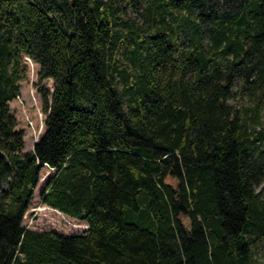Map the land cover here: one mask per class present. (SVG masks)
Instances as JSON below:
<instances>
[{
    "label": "trees",
    "instance_id": "1",
    "mask_svg": "<svg viewBox=\"0 0 264 264\" xmlns=\"http://www.w3.org/2000/svg\"><path fill=\"white\" fill-rule=\"evenodd\" d=\"M36 63L31 150L8 103ZM39 201L83 234L22 225ZM264 0H0V264H254Z\"/></svg>",
    "mask_w": 264,
    "mask_h": 264
},
{
    "label": "rangeland",
    "instance_id": "2",
    "mask_svg": "<svg viewBox=\"0 0 264 264\" xmlns=\"http://www.w3.org/2000/svg\"><path fill=\"white\" fill-rule=\"evenodd\" d=\"M25 74L19 82L18 98L12 99L8 105L12 115L16 118L17 128L24 133V149L31 150L33 144L44 131L43 121L45 113L42 110L41 91H52V80H37L38 67L36 63L23 56ZM53 170L44 167L40 172V179L34 189L28 210L22 217V225L33 230H54L64 235L83 234L86 226L79 220H73L66 215L46 207L39 201L40 193L45 182L52 176ZM254 264H264V253L256 256Z\"/></svg>",
    "mask_w": 264,
    "mask_h": 264
},
{
    "label": "crops",
    "instance_id": "3",
    "mask_svg": "<svg viewBox=\"0 0 264 264\" xmlns=\"http://www.w3.org/2000/svg\"><path fill=\"white\" fill-rule=\"evenodd\" d=\"M50 170H53L52 168H49ZM54 210V209H53ZM54 211H56V212H58V213H60L59 211H57V210H54ZM69 218H71V217H69ZM73 220H76V219H74V218H72ZM81 222H83V221H81ZM84 223V222H83ZM85 224V223H84ZM85 226H86V224H85ZM87 229V226H86V228H85V230Z\"/></svg>",
    "mask_w": 264,
    "mask_h": 264
},
{
    "label": "built area",
    "instance_id": "4",
    "mask_svg": "<svg viewBox=\"0 0 264 264\" xmlns=\"http://www.w3.org/2000/svg\"><path fill=\"white\" fill-rule=\"evenodd\" d=\"M18 98V97H17Z\"/></svg>",
    "mask_w": 264,
    "mask_h": 264
}]
</instances>
